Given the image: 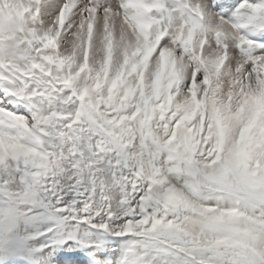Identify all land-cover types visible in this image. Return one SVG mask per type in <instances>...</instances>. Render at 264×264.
<instances>
[{
    "label": "snow or ice",
    "instance_id": "1",
    "mask_svg": "<svg viewBox=\"0 0 264 264\" xmlns=\"http://www.w3.org/2000/svg\"><path fill=\"white\" fill-rule=\"evenodd\" d=\"M0 264H264V0H0Z\"/></svg>",
    "mask_w": 264,
    "mask_h": 264
}]
</instances>
